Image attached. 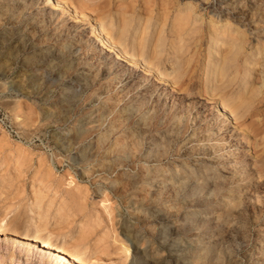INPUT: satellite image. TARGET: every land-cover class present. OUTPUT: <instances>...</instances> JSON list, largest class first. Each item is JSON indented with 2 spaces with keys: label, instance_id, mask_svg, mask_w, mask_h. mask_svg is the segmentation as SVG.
Instances as JSON below:
<instances>
[{
  "label": "rangeland",
  "instance_id": "obj_1",
  "mask_svg": "<svg viewBox=\"0 0 264 264\" xmlns=\"http://www.w3.org/2000/svg\"><path fill=\"white\" fill-rule=\"evenodd\" d=\"M66 1L0 0V264H264V0Z\"/></svg>",
  "mask_w": 264,
  "mask_h": 264
},
{
  "label": "bare ground",
  "instance_id": "obj_2",
  "mask_svg": "<svg viewBox=\"0 0 264 264\" xmlns=\"http://www.w3.org/2000/svg\"><path fill=\"white\" fill-rule=\"evenodd\" d=\"M50 3H53L54 6L58 7V8H62V9H67V8H71L66 0H45L44 4L45 5H49ZM188 20L187 17L185 16H181L180 17V21L181 22H186ZM93 29L95 30V35L98 39H100L105 45H108L111 47V50L114 52L116 51V49H118V44H116L114 42V40H112V38L110 37V35L108 34V32L106 31V27L97 24L96 22H93ZM220 75H222L221 73H219ZM218 74V75H219ZM238 106H241V104H239ZM226 111V107H223V112ZM42 246L43 248L49 252L52 249V246H50L48 243L46 242H42ZM56 257L59 258V264H63L64 261H69L70 264H77V261L74 257L70 256L68 254L67 251H65L64 249L61 250H56ZM61 259V260H60Z\"/></svg>",
  "mask_w": 264,
  "mask_h": 264
}]
</instances>
